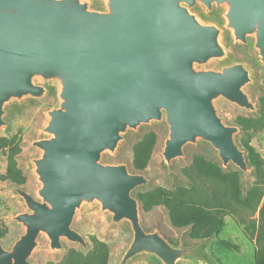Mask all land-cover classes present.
I'll use <instances>...</instances> for the list:
<instances>
[{
  "label": "water",
  "instance_id": "obj_1",
  "mask_svg": "<svg viewBox=\"0 0 264 264\" xmlns=\"http://www.w3.org/2000/svg\"><path fill=\"white\" fill-rule=\"evenodd\" d=\"M227 38L264 69V0H0V128L9 107L49 98L40 135L30 141L39 151L30 159L38 186L35 195L9 186L24 208L10 217L22 231L8 246L0 240V264H36L41 234L51 252L63 241L87 249L72 227L86 207L127 228L115 264L190 257L215 264L207 239L145 227L134 191L149 179L103 155L143 125L163 124L160 160L173 180L172 161L185 157L187 145L207 143L222 167L236 166L244 192L250 167L240 127L225 122L218 103L258 111L249 92L254 65L234 58Z\"/></svg>",
  "mask_w": 264,
  "mask_h": 264
},
{
  "label": "rangeland",
  "instance_id": "obj_2",
  "mask_svg": "<svg viewBox=\"0 0 264 264\" xmlns=\"http://www.w3.org/2000/svg\"><path fill=\"white\" fill-rule=\"evenodd\" d=\"M92 4L97 5L100 0H90ZM202 17L208 19L219 20L218 15L211 17L200 13ZM229 45L232 56L234 58L243 59L249 65H254L253 73L255 77V84L249 86V92L252 101L258 106V96L264 90V69L257 63L254 52L242 44H235L226 39ZM49 103V98L39 101L24 100L19 107H9L6 115L7 127L0 128V136L11 137L16 136V141L20 146V151L15 155L17 166L22 170L26 176V181L21 186L35 195V190L38 182L31 172L32 163L30 159L39 154V151L30 145V141L40 135L39 128L43 125L45 120L44 110ZM219 112L226 123L235 124V117L237 115H256L257 111L244 112L236 106L227 102L221 101L218 103ZM154 131L157 135V141L153 149L151 158L147 167L142 171L145 173L149 182L147 185L140 187L134 191V195L141 190H145L154 186H164L167 188H175L178 185L188 186L189 179L183 174L182 169L190 165L194 155H200L205 159L217 162L221 167V163L215 155L211 146L207 143H200L198 145H187L185 148V157L176 158L172 161L173 169L176 172L178 179L173 180L172 176L165 171L160 160L159 150L161 149L163 138L166 134V128L163 124L153 123L143 125L136 133H129L125 140L120 143L119 148L115 154L105 153L103 160L106 162L126 161L131 170V147L134 141L139 139L144 133ZM239 136L238 134L236 135ZM251 144L264 157V128L253 134ZM7 165L6 151H0V174L4 173ZM224 170H235V165L229 163ZM136 171V170H134ZM253 180L251 169L246 180L245 189ZM13 183L9 180L0 181V226H6L7 231L0 240L8 246L11 241L22 231V226L12 220L10 217L24 208L19 202L14 193L9 190V186ZM210 185V183H209ZM245 191V190H244ZM140 208V216L145 227H151L158 223L160 229L168 236L177 238L183 232L185 238L194 243H199L202 240H192L187 235L186 228H176L171 225L168 219L167 211L163 206H155L149 211H144ZM258 213L252 212L248 209H236L234 215H225L224 225L217 235L233 242L238 246L237 249L226 248L216 243V238L207 239L205 250L209 257L215 261V264H254V248L255 244L249 240L243 233V226H247L251 220L257 219ZM72 227L76 228L88 242L90 247V236L94 235L100 240L107 243L109 247V262L108 264H115L121 249L126 245L129 238V232L123 225L109 226L108 219L104 214L97 212L95 207H86L79 212L73 219ZM39 245L34 250L32 260L36 264H46L48 261H58L69 248H79L74 243L63 241L64 248L60 251L51 252L47 249L46 237L41 234L38 237ZM129 264H152L146 258H139ZM180 264H212L203 259L190 257L180 262Z\"/></svg>",
  "mask_w": 264,
  "mask_h": 264
},
{
  "label": "trees",
  "instance_id": "obj_3",
  "mask_svg": "<svg viewBox=\"0 0 264 264\" xmlns=\"http://www.w3.org/2000/svg\"><path fill=\"white\" fill-rule=\"evenodd\" d=\"M256 115H237L235 124L240 127L237 141L245 150L253 180L242 191L241 173L224 170L217 162L194 155L189 166L182 169L189 179V185L167 188L161 185L138 191L136 197L141 209L149 211L155 206H163L169 222L176 228H186L192 240L216 238V243L226 248L238 246L228 240L218 238L224 225V216L234 215L236 209H248L258 213L247 226H243L245 236L254 242V264H264V157L251 144L253 134L264 128V90L258 96ZM157 141L154 131L144 133L133 142L131 166L143 171L151 158ZM6 151L7 165L0 181L9 180L22 185L26 176L17 166L15 155L20 151L16 136H0V151ZM210 183V185H209ZM6 226H0V238L5 235ZM109 247L94 235L90 236V247L83 250L69 248L58 261L46 264H108Z\"/></svg>",
  "mask_w": 264,
  "mask_h": 264
}]
</instances>
